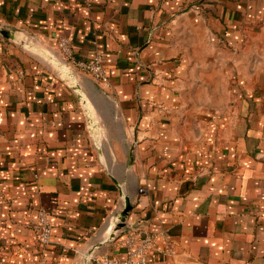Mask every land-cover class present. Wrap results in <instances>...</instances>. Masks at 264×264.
<instances>
[{
	"label": "crops",
	"instance_id": "1",
	"mask_svg": "<svg viewBox=\"0 0 264 264\" xmlns=\"http://www.w3.org/2000/svg\"><path fill=\"white\" fill-rule=\"evenodd\" d=\"M0 27V264L123 258L126 233L157 236L148 264H264V0H0Z\"/></svg>",
	"mask_w": 264,
	"mask_h": 264
},
{
	"label": "built area",
	"instance_id": "2",
	"mask_svg": "<svg viewBox=\"0 0 264 264\" xmlns=\"http://www.w3.org/2000/svg\"><path fill=\"white\" fill-rule=\"evenodd\" d=\"M197 9L198 5H195ZM56 45L60 50L64 63L73 65L82 72L89 74L96 81H105L106 75L102 68V58L95 54L88 60L76 59L73 53L71 41L68 37L60 36L56 40ZM141 191V189H139ZM49 212L43 207H39L36 211V217L32 223L38 244L46 247L50 243L51 222L49 220ZM155 234H134L126 233L122 238V246L125 248V256L117 258L114 256L102 255L98 258L89 256L88 259L94 260L97 264H148V255L154 247L156 241Z\"/></svg>",
	"mask_w": 264,
	"mask_h": 264
},
{
	"label": "rangeland",
	"instance_id": "3",
	"mask_svg": "<svg viewBox=\"0 0 264 264\" xmlns=\"http://www.w3.org/2000/svg\"><path fill=\"white\" fill-rule=\"evenodd\" d=\"M85 102H81L86 115L88 114L89 122H87L90 132L93 138L97 142L106 138V127L101 116L96 112L94 106L88 101V99L82 95ZM94 140V142H95Z\"/></svg>",
	"mask_w": 264,
	"mask_h": 264
},
{
	"label": "water",
	"instance_id": "4",
	"mask_svg": "<svg viewBox=\"0 0 264 264\" xmlns=\"http://www.w3.org/2000/svg\"><path fill=\"white\" fill-rule=\"evenodd\" d=\"M0 35L6 37V38H11L14 39V33L6 28H1L0 27ZM130 203L127 199H125V204H124V208L122 209V211L119 212L118 216H117V221L114 224V229L111 232V235H113L114 231H116L117 229L123 227L124 225V220L127 216L128 211L130 210Z\"/></svg>",
	"mask_w": 264,
	"mask_h": 264
}]
</instances>
